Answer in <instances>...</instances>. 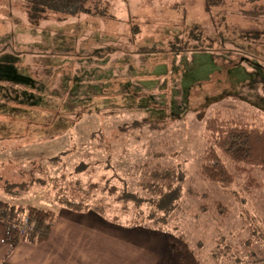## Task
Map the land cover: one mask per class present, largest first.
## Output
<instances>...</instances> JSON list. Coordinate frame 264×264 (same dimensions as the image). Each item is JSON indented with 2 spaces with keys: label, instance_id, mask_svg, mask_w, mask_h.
<instances>
[{
  "label": "rangeland",
  "instance_id": "374dc122",
  "mask_svg": "<svg viewBox=\"0 0 264 264\" xmlns=\"http://www.w3.org/2000/svg\"><path fill=\"white\" fill-rule=\"evenodd\" d=\"M0 2V44L17 27L30 32L40 23L28 20L23 2ZM242 2L227 0L207 12L204 0H83L85 14L70 29L73 46L91 36L86 48L107 40V53L99 49L91 64L56 70L0 62V200L55 210L61 194L95 182L91 207L113 223L185 239L200 264H241V239L257 223L263 240L255 245L262 250L256 258L264 264V175L227 160L234 183L199 174L204 122L215 111L264 125V17L241 14L260 5ZM134 26L140 32L133 33ZM66 28L61 21V34ZM25 38L45 43L38 35ZM57 43L70 54L68 40ZM137 46L160 51L135 57ZM115 49L132 66L110 67L105 56ZM168 168L175 170L170 180L150 176ZM142 183L152 185L145 190ZM246 214L254 218L248 226Z\"/></svg>",
  "mask_w": 264,
  "mask_h": 264
},
{
  "label": "crops",
  "instance_id": "0c3cea01",
  "mask_svg": "<svg viewBox=\"0 0 264 264\" xmlns=\"http://www.w3.org/2000/svg\"><path fill=\"white\" fill-rule=\"evenodd\" d=\"M18 1L20 4L24 3L22 9L28 16L26 0ZM83 9L81 6L80 10L74 13H64L63 16H60L61 12L59 11L47 10L41 14L40 19H37L40 23L34 25L35 28L30 29V32L28 28L25 30L17 27L18 33L2 39L0 62L8 67L48 66L54 69L65 66L81 67L82 63L91 64L94 60L92 59L93 53H99L101 50L105 51V54L110 49L106 47L108 46L106 45L108 44L107 40H99L95 48H92L91 45L86 48L84 41L87 38L90 39L91 36L83 37V43H80L78 48L73 46L72 37L74 35L70 31L75 30L73 21L77 16L81 17ZM88 14L86 20L91 18L90 13ZM86 20L83 18V22L79 24L84 25ZM44 21L46 27H41L38 33L36 29ZM61 21H65V24L70 27L66 28L65 34H61L63 32L60 30ZM87 23L90 24V22ZM139 29L138 32H140ZM17 34L21 36L20 40L17 42L14 40V44H10L8 41L10 36L14 38L13 36H17ZM33 35H38L45 43L28 42L29 38L25 37ZM11 40L10 42H12ZM63 40L70 42V48L66 50L70 54L61 53L62 48L57 41ZM140 47H136L133 54L135 57L150 56L138 53L137 50ZM86 54H89L88 57L86 56L87 58ZM110 54H112L110 58H107L108 55L105 56L110 67L131 65L124 61L122 51L115 49V52L112 51ZM131 60L134 61L133 56ZM19 74L22 75V72ZM17 75L16 71L15 76ZM113 76L115 79L122 78H118V75ZM33 78L35 79V77ZM101 79V83L107 81L106 78ZM37 80L39 78L34 81ZM73 82L74 80H72L71 86ZM54 212L56 213L54 224L48 239L43 243L22 241L12 247L0 237V264H199L186 240L173 233L139 225H133L134 227L119 225V223H113L107 217L104 218L92 210L76 212L57 205Z\"/></svg>",
  "mask_w": 264,
  "mask_h": 264
},
{
  "label": "trees",
  "instance_id": "16d2710c",
  "mask_svg": "<svg viewBox=\"0 0 264 264\" xmlns=\"http://www.w3.org/2000/svg\"><path fill=\"white\" fill-rule=\"evenodd\" d=\"M127 2L128 0H120ZM227 0H204L205 11L210 12L213 6H223ZM244 3L252 2L260 3L257 7L247 9L243 8L241 14L251 19L264 17L263 0H242ZM83 0H26L27 17L30 20L40 19L41 14L47 10H54L63 13H74L83 6ZM132 32H138V27L131 28ZM157 50L153 47L141 46L137 52L146 55L153 54ZM206 146L203 151V160L200 165L199 174L206 180L216 183H234L236 176L234 172L227 166L224 160L229 161L234 167L245 165L249 168H257L264 175V125H255L247 120H239L233 116H224L221 111L217 110L214 114L204 122ZM150 176L155 179L170 180L175 177V170L168 168L162 170L151 171ZM24 184V183H22ZM10 186H17L15 183H8ZM21 185V184H18ZM70 182L68 186L70 187ZM142 187L146 190L151 187V183H142ZM165 187L171 188V184H163ZM162 185V186H163ZM67 186V185H66ZM63 188V193H69L68 187ZM89 189H75V192L60 196L58 203L63 207L76 212H86L93 210L102 217H106L103 212L91 207L87 201L90 194L99 188L100 184L91 182ZM1 187V186H0ZM71 188V187H70ZM76 188V187H74ZM114 193L115 187H109ZM105 209V208H104ZM218 211L222 215H226L225 206L218 204ZM26 218V222L23 221ZM56 213L52 209L36 207L33 205H17L0 200V237L10 246L14 247L22 241L32 243L45 242L50 234L54 224ZM116 219V218H115ZM245 224L248 221L254 223V218L250 214L244 217ZM257 224V223H256ZM251 224L250 237L241 239L238 261L241 264H262L261 258H256L257 254L262 250L255 249V245L261 238L258 233L257 225ZM260 235V236H259ZM197 258V257H196ZM243 260L245 261H242ZM198 259V258H197ZM200 264V261L198 260ZM219 264H226L225 262Z\"/></svg>",
  "mask_w": 264,
  "mask_h": 264
},
{
  "label": "built area",
  "instance_id": "2783aa9c",
  "mask_svg": "<svg viewBox=\"0 0 264 264\" xmlns=\"http://www.w3.org/2000/svg\"><path fill=\"white\" fill-rule=\"evenodd\" d=\"M23 221L26 222V218L23 217Z\"/></svg>",
  "mask_w": 264,
  "mask_h": 264
}]
</instances>
